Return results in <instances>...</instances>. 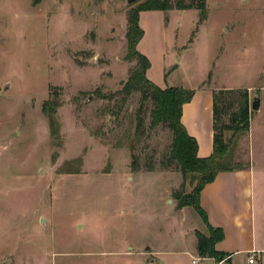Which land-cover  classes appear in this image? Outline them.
Wrapping results in <instances>:
<instances>
[{
  "label": "rangeland",
  "instance_id": "obj_1",
  "mask_svg": "<svg viewBox=\"0 0 264 264\" xmlns=\"http://www.w3.org/2000/svg\"><path fill=\"white\" fill-rule=\"evenodd\" d=\"M144 1L0 0V264H193L185 252L206 226L191 207L177 208L176 193L192 185L166 164L172 133L149 128V103L145 134L135 133L138 92L109 97L135 66L126 19ZM169 2L172 9L139 15L147 78L161 89H253L262 105L222 161L254 162L257 193L264 0H205L204 19ZM48 99L61 104L54 137L42 112Z\"/></svg>",
  "mask_w": 264,
  "mask_h": 264
},
{
  "label": "trees",
  "instance_id": "obj_2",
  "mask_svg": "<svg viewBox=\"0 0 264 264\" xmlns=\"http://www.w3.org/2000/svg\"><path fill=\"white\" fill-rule=\"evenodd\" d=\"M204 2L205 0H197L195 4H184L182 0H179L176 6L181 11L186 9L200 10V19H204ZM172 8L169 0L162 2L160 0H146L127 13V30L124 36L126 39V59L135 61V66L129 70L128 79L122 83L121 90L111 94L109 97H120L126 100L133 93L138 92L140 94V105L135 114V133L145 134L146 118L144 114L147 103L151 105L149 110V128L154 129L157 126H161L172 133L166 164L168 167L175 164L181 173L182 180L187 182V178H189L192 185L189 193H176L179 201L177 208L191 207L200 216L207 227L208 234L203 235L195 231L197 255L199 258H213L219 263L224 258V254L217 253L214 247L216 243L222 240L223 232L221 229H214L207 224L206 214L199 205V194L205 185L215 180L219 172H232L247 168V165L244 166L240 163L228 167L223 163L222 158L228 151L229 144L233 145L235 143L237 136L247 135L249 132L251 115L248 90L220 89L212 92L213 151L209 156L199 158L197 141L189 135L181 123L182 108L186 103L190 102L194 91L181 87L161 89L152 84L147 78V72L150 68L149 60L137 50V46L144 34L138 23L140 12H165ZM101 98L104 99L106 97L101 96ZM59 106L61 104L57 103L56 99H48L43 102L42 112L45 113L47 120H49L50 135L53 137L56 136L52 130L55 125L53 117ZM224 115L227 116V122L222 121V116ZM227 133L231 134L228 139L229 142L225 140V134ZM133 168L137 170L138 167L134 164ZM148 171H153V167L150 164H148Z\"/></svg>",
  "mask_w": 264,
  "mask_h": 264
},
{
  "label": "crops",
  "instance_id": "obj_3",
  "mask_svg": "<svg viewBox=\"0 0 264 264\" xmlns=\"http://www.w3.org/2000/svg\"><path fill=\"white\" fill-rule=\"evenodd\" d=\"M247 90L250 109L253 89ZM213 91L208 88L194 91L190 102L182 108L181 123L197 141L199 158L207 157L213 151ZM261 103L260 100L259 109ZM252 112L250 109L251 116ZM254 166V162H250L245 169L219 172L215 180L205 185L200 192L199 205L206 214L207 224L223 232L222 240L214 247L215 251L224 254L219 263L208 257L203 260L208 259L212 264H248L253 253L255 258L252 264H264V178L259 185L257 197ZM193 252L197 255L196 247L192 253L185 254L191 255L194 258L192 263L196 264L201 258L194 257ZM159 262L165 264L166 259H159Z\"/></svg>",
  "mask_w": 264,
  "mask_h": 264
},
{
  "label": "water",
  "instance_id": "obj_4",
  "mask_svg": "<svg viewBox=\"0 0 264 264\" xmlns=\"http://www.w3.org/2000/svg\"><path fill=\"white\" fill-rule=\"evenodd\" d=\"M125 1H126L127 5H134L136 2H139L141 0H125ZM252 99L253 100H252V102L250 104V109L252 111H258L259 106H260V100L257 99V97H253Z\"/></svg>",
  "mask_w": 264,
  "mask_h": 264
},
{
  "label": "built area",
  "instance_id": "obj_5",
  "mask_svg": "<svg viewBox=\"0 0 264 264\" xmlns=\"http://www.w3.org/2000/svg\"><path fill=\"white\" fill-rule=\"evenodd\" d=\"M254 254L252 253L251 257L248 260V264H252L254 262Z\"/></svg>",
  "mask_w": 264,
  "mask_h": 264
}]
</instances>
